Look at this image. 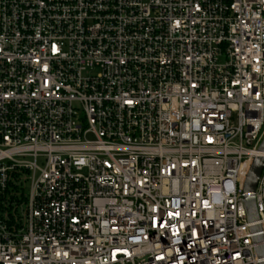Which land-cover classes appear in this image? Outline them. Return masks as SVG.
Masks as SVG:
<instances>
[{
	"label": "built area",
	"instance_id": "1",
	"mask_svg": "<svg viewBox=\"0 0 264 264\" xmlns=\"http://www.w3.org/2000/svg\"><path fill=\"white\" fill-rule=\"evenodd\" d=\"M263 141L264 0H0V264H264Z\"/></svg>",
	"mask_w": 264,
	"mask_h": 264
},
{
	"label": "water",
	"instance_id": "2",
	"mask_svg": "<svg viewBox=\"0 0 264 264\" xmlns=\"http://www.w3.org/2000/svg\"><path fill=\"white\" fill-rule=\"evenodd\" d=\"M259 152L262 155L264 154V141L259 148ZM263 168H264V156H259L255 158L244 184V194L246 195L245 203H246V208L250 222H255L258 219L256 204L252 195L256 191ZM258 229H259L258 227L253 228V231L256 232L258 231ZM261 241H262L261 237L255 239L256 243H260ZM257 252L260 257H264V247L258 248Z\"/></svg>",
	"mask_w": 264,
	"mask_h": 264
},
{
	"label": "rangeland",
	"instance_id": "3",
	"mask_svg": "<svg viewBox=\"0 0 264 264\" xmlns=\"http://www.w3.org/2000/svg\"><path fill=\"white\" fill-rule=\"evenodd\" d=\"M27 190H28V187H27Z\"/></svg>",
	"mask_w": 264,
	"mask_h": 264
}]
</instances>
